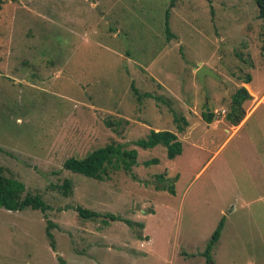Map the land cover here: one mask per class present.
<instances>
[{"label": "rangeland", "instance_id": "rangeland-1", "mask_svg": "<svg viewBox=\"0 0 264 264\" xmlns=\"http://www.w3.org/2000/svg\"><path fill=\"white\" fill-rule=\"evenodd\" d=\"M261 45L253 0H3L0 166L50 209L0 207V264H208L222 218L211 263L264 264V168L250 167L264 161ZM200 65L219 80L200 83ZM241 87L245 111L260 102L231 134ZM169 106L190 126L173 159L136 145L178 133ZM209 113L227 130L207 129ZM109 144L137 152L129 171L99 181L64 169Z\"/></svg>", "mask_w": 264, "mask_h": 264}, {"label": "trees", "instance_id": "trees-1", "mask_svg": "<svg viewBox=\"0 0 264 264\" xmlns=\"http://www.w3.org/2000/svg\"><path fill=\"white\" fill-rule=\"evenodd\" d=\"M258 9V18L262 22V45L261 53L264 61V0H253ZM3 4V0H0V7ZM264 70V65H263ZM251 80V76L247 75L244 82L248 83ZM133 87V86H132ZM135 93L137 90L133 87ZM138 95V94H137ZM140 98V95H138ZM145 98H153L157 101L166 103L159 96H154L151 93L145 92L142 94ZM251 96L245 87L237 89L231 97V113L226 115V119L233 125L237 126L244 119L246 112L243 109V104L250 100ZM169 110L172 113L173 121L175 123L182 122V126H177L178 133H183L184 128L188 126L187 120L183 116H178L175 111L169 106ZM213 117L212 113L203 114V118L206 122L210 123ZM139 147L143 149H152L157 145H162L167 150L168 159H173L177 155L181 154L182 144L178 140L175 133L170 131H151L149 138L147 140L138 141L136 143ZM137 152L135 150H124L122 145L116 146L115 144H109L103 148H99L83 159L69 158L67 159L63 167L69 172L79 174L88 178L95 180H103L104 176H107L108 168H120L122 167L125 171H129L132 166L136 163ZM156 163V160H153ZM64 193H67L70 189V182L65 181L62 185ZM0 207L7 211L21 212L26 209H31L35 211H40L45 213L49 210V205L45 203L43 198L38 195L25 194L24 185L4 174L3 168L0 166ZM79 215L84 219L95 218L98 216L95 212L84 210L82 208H77ZM112 221H125L116 216H110ZM130 224L131 222L125 221ZM224 225V218H222L213 231L202 256L205 258L206 262L209 264L211 262V251L213 246L219 240L221 231ZM142 228V224H138ZM46 234L52 239V234L47 230ZM145 240L148 241L147 238ZM53 247V246H52ZM64 264V263H63Z\"/></svg>", "mask_w": 264, "mask_h": 264}, {"label": "crops", "instance_id": "crops-1", "mask_svg": "<svg viewBox=\"0 0 264 264\" xmlns=\"http://www.w3.org/2000/svg\"><path fill=\"white\" fill-rule=\"evenodd\" d=\"M195 72V70H194ZM262 100V99H260ZM260 101H258L249 111H245L246 112V115L244 117V119L240 122L239 125L237 126H233L234 128L232 129V132L231 134H235L237 131H239L240 129L243 128V126L249 121V119L253 116L254 114V111L256 110V107L257 105L259 104ZM188 122V121H187ZM222 125L225 130H227L226 126L224 124H222L220 122V120H217L215 117H213L211 119V122L206 124L207 126V129H217L219 128V126ZM186 131H184V133H175L178 137V140L182 141V139H184L185 137L188 136V134H190L189 130H190V126H189V123H188V126L186 127ZM231 128V126H230ZM192 130V129H191ZM155 131H158V129H155ZM250 167L251 169H259V168H264V161H257V158H255V161H253L251 164H250ZM149 241H145V243H141V245H144V244H147Z\"/></svg>", "mask_w": 264, "mask_h": 264}, {"label": "water", "instance_id": "water-1", "mask_svg": "<svg viewBox=\"0 0 264 264\" xmlns=\"http://www.w3.org/2000/svg\"><path fill=\"white\" fill-rule=\"evenodd\" d=\"M195 74L199 80L200 83H204V78L205 76H209L211 78H215L217 80H219V77L209 68L203 66V65H200L197 69H195ZM210 264H212L210 262Z\"/></svg>", "mask_w": 264, "mask_h": 264}, {"label": "built area", "instance_id": "built-area-1", "mask_svg": "<svg viewBox=\"0 0 264 264\" xmlns=\"http://www.w3.org/2000/svg\"><path fill=\"white\" fill-rule=\"evenodd\" d=\"M222 113H224V111H222ZM141 246H143V245H141Z\"/></svg>", "mask_w": 264, "mask_h": 264}]
</instances>
